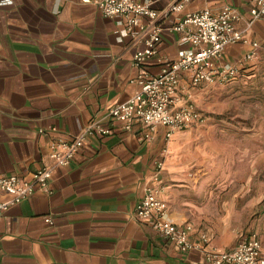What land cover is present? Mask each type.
<instances>
[{
    "label": "crops",
    "instance_id": "0c3cea01",
    "mask_svg": "<svg viewBox=\"0 0 264 264\" xmlns=\"http://www.w3.org/2000/svg\"><path fill=\"white\" fill-rule=\"evenodd\" d=\"M138 1L150 2L159 16H141L129 29L124 16H106L92 1L0 0V175L29 177L51 165L52 141L73 138L92 118L137 91L143 70L156 74L189 49L186 31L172 29L187 14L233 6L240 13L237 27L264 42V19L249 26L254 0ZM180 1L184 7L170 11ZM156 27L162 40L137 67L134 54L147 48ZM251 48L241 42L227 45L216 63L238 65L241 72ZM182 84L183 95L194 94L186 77ZM111 128L107 135H88L74 159L54 169L49 191L37 190L9 205L0 217V264H193L198 259V252L182 251L135 215L164 160L167 217L188 220L171 200L169 183L172 152L189 128L169 139L161 126L146 139L141 122L131 129L115 122ZM11 197L0 188V202ZM208 234L222 250L233 248L240 237L229 243Z\"/></svg>",
    "mask_w": 264,
    "mask_h": 264
},
{
    "label": "built area",
    "instance_id": "2783aa9c",
    "mask_svg": "<svg viewBox=\"0 0 264 264\" xmlns=\"http://www.w3.org/2000/svg\"><path fill=\"white\" fill-rule=\"evenodd\" d=\"M92 1L106 16L120 15L128 21V28L138 24L141 16L155 19L159 12L150 2L138 0H82ZM188 1V0H186ZM184 2L174 3L170 11H178ZM253 19H264V0H254L251 9ZM238 9L225 5L218 12L201 8L187 14L172 26L173 30L186 31L191 42L189 49L176 59L166 61L160 71L150 74L142 71L137 81L140 85L127 100L109 107L106 112L92 118L85 128L73 138L59 137L52 141L49 157L52 164L24 176L17 173L0 175V188L11 194V199L0 202V217L11 203L20 202L37 190L49 191L50 180L56 167L68 165L84 145L88 135H107L112 125L120 122L126 129L141 122L144 137H153L158 127H164L166 137L171 138L176 131H182L198 122L202 114L198 110L191 92L184 91L182 79L186 77L192 87L204 84L227 83L237 77L238 65H217L226 46L235 43L250 44L245 52V60H252L264 42L251 40L247 29H239ZM162 40L160 27H156L147 41V48L135 52L133 61L142 67L156 52V44ZM153 179L146 185L139 201L136 217L157 230L168 241L175 243L184 252L196 251L198 259L193 264H264V245L257 231L240 233L236 245L231 249H218L211 243L208 232L198 229L188 220L176 221L167 217L168 202L163 196L161 172L164 160L158 162ZM47 221H51L48 217Z\"/></svg>",
    "mask_w": 264,
    "mask_h": 264
},
{
    "label": "rangeland",
    "instance_id": "374dc122",
    "mask_svg": "<svg viewBox=\"0 0 264 264\" xmlns=\"http://www.w3.org/2000/svg\"><path fill=\"white\" fill-rule=\"evenodd\" d=\"M227 83L195 87L201 119L172 152L171 200L200 230L264 240V49Z\"/></svg>",
    "mask_w": 264,
    "mask_h": 264
}]
</instances>
